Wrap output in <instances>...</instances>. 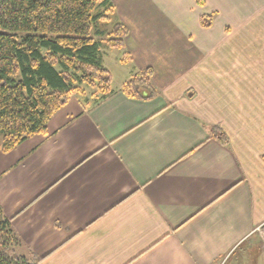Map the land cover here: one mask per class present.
<instances>
[{
	"label": "crops",
	"instance_id": "obj_1",
	"mask_svg": "<svg viewBox=\"0 0 264 264\" xmlns=\"http://www.w3.org/2000/svg\"><path fill=\"white\" fill-rule=\"evenodd\" d=\"M110 1L129 29L121 53L102 49L112 93L74 94L45 133L0 149L15 252L41 264H264V0ZM148 67L156 94H127Z\"/></svg>",
	"mask_w": 264,
	"mask_h": 264
},
{
	"label": "trees",
	"instance_id": "obj_2",
	"mask_svg": "<svg viewBox=\"0 0 264 264\" xmlns=\"http://www.w3.org/2000/svg\"><path fill=\"white\" fill-rule=\"evenodd\" d=\"M110 0H0V149L10 151L28 137L45 133L50 119L74 94L97 104L112 93L113 76L103 64V45L123 48L129 29L112 18ZM203 23L211 22L203 17ZM107 22V23H106ZM94 34H97L96 37ZM105 35L104 37H102ZM129 54L124 60H131ZM148 67L123 86L129 94H156ZM85 86L94 87L88 97ZM226 142L224 133L218 134ZM20 240L0 203V264H41L15 252Z\"/></svg>",
	"mask_w": 264,
	"mask_h": 264
},
{
	"label": "rangeland",
	"instance_id": "obj_3",
	"mask_svg": "<svg viewBox=\"0 0 264 264\" xmlns=\"http://www.w3.org/2000/svg\"><path fill=\"white\" fill-rule=\"evenodd\" d=\"M113 21H114V18L113 19L111 18V20L108 21L107 25H109V29H111L113 27V25H114ZM103 28H105V26H103ZM107 31H108V29L105 31V33H104L105 35H107L106 34ZM105 35H103L102 37H104ZM94 36L98 37L97 34H94ZM104 47H107V46L103 45V48ZM104 49H106V48H104ZM112 51H113V53H112L113 55H116V53H121V50L119 48H115ZM121 55H123V54H121ZM116 60L118 61V59H116ZM93 91H96L94 87L85 86V93L83 95H87L88 97H90L92 95ZM0 135H2L1 132H0ZM260 232L263 233L260 236L263 237V241H264V227H260Z\"/></svg>",
	"mask_w": 264,
	"mask_h": 264
}]
</instances>
